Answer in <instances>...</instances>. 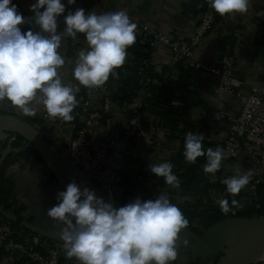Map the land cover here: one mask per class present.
Returning a JSON list of instances; mask_svg holds the SVG:
<instances>
[{
  "label": "clouds",
  "instance_id": "1",
  "mask_svg": "<svg viewBox=\"0 0 264 264\" xmlns=\"http://www.w3.org/2000/svg\"><path fill=\"white\" fill-rule=\"evenodd\" d=\"M221 16L246 13L250 0H208ZM76 0H34L32 13L25 17L13 0H0V101L7 100L26 116H34V105L43 104L47 114L65 122L74 119L78 105V86L64 84L58 70L66 61L60 54L65 37L84 34L88 47L78 52L73 77L87 88L102 87L116 69L124 65L127 49L136 42L137 24L126 11L97 14L69 6ZM66 13V14H65ZM63 15L64 28L58 20ZM30 25L22 31V25ZM202 134L187 132L184 157L195 163L206 156L203 167L212 177L226 158L224 150L203 147ZM150 173L163 177L167 185L180 187L171 162L151 163ZM253 170L232 175L221 182L226 192L238 195L251 182ZM57 203L47 215L62 223L59 238L67 258L75 257L80 264H173L178 258L177 241L189 221L166 194L155 199L133 201L115 207L95 192L74 181L57 193ZM225 214L240 206L239 201L219 199ZM188 246L187 240L184 247Z\"/></svg>",
  "mask_w": 264,
  "mask_h": 264
},
{
  "label": "built area",
  "instance_id": "2",
  "mask_svg": "<svg viewBox=\"0 0 264 264\" xmlns=\"http://www.w3.org/2000/svg\"><path fill=\"white\" fill-rule=\"evenodd\" d=\"M83 1L99 8L101 14L111 12L106 0ZM263 15L264 12L260 18ZM220 16L209 4L196 14L189 12L187 30L177 34L158 33L150 31L143 24H137L136 38L151 51V63L158 70L163 68V64L172 67L170 73H162L164 80L177 79L179 71L173 68L177 63L196 69L199 90L203 73L208 72L214 77L210 94L213 101L211 104L205 102L212 105L214 111L211 124L203 130L208 143L204 149L215 150L217 145L224 150L226 158L222 165L227 171V177L233 175L232 171L239 168L241 162H248L253 176L249 185L241 191L254 196L259 185L264 183V67L259 66V56H256L252 63V67L257 68L256 72L250 77L243 75L236 61L235 46H231L226 38L235 34L238 40L245 35L247 27L234 28L230 34L223 31L220 33L216 30L221 23ZM257 20L250 17L243 25ZM262 27L257 33L254 47L257 54L264 51V42L260 40L264 34ZM210 33L219 35L218 39L224 42L226 51L220 61L206 64L195 57V51ZM75 43L72 53L76 56L79 42L76 40ZM161 49L167 51L166 55L161 53ZM132 61L133 55L128 53L124 64ZM79 87L85 94L75 108H78L77 123L51 117L43 106L40 120L31 125L46 139L80 186L81 182L84 184V178L87 182L98 183L101 191L115 206L118 198L114 197L128 189L123 173H139L141 161H146L141 156L144 149L155 152L158 163L168 162L178 152L180 137L185 134H182V130L172 133L160 125L159 121H155V115L146 108L145 90L139 91L132 102L121 105L112 97L106 83L98 88ZM198 96L193 93L187 103L181 104L180 121L185 116L183 107L201 99ZM7 105V100L0 101V115H13L24 120L26 115L18 107L9 109ZM179 127L182 129V123ZM19 136L17 133L5 132L0 138V154L12 152L13 148H17L19 153L34 151L33 143L22 136L18 139ZM17 140L20 141L19 145L13 147L12 143ZM131 153L139 156L141 161H132ZM147 164L150 166L149 162ZM138 177L143 175L139 174ZM55 184L64 190L56 179ZM159 191L154 197L145 195L144 198H157L166 194L178 202L192 199L191 196H183L167 188H160ZM197 215L201 220L202 214ZM17 218L12 208L0 209V252L14 264H80L75 257L67 258L60 238L46 236L27 223H20Z\"/></svg>",
  "mask_w": 264,
  "mask_h": 264
},
{
  "label": "crops",
  "instance_id": "3",
  "mask_svg": "<svg viewBox=\"0 0 264 264\" xmlns=\"http://www.w3.org/2000/svg\"><path fill=\"white\" fill-rule=\"evenodd\" d=\"M189 1L190 0H106L111 12L120 10L126 11L130 19L136 24H143L147 26L150 31L171 34H177L179 31L188 29L190 11L184 8V4ZM13 2L18 6V10L23 13L25 17H30L32 15L29 11V6L34 0H13ZM63 2L66 4V0H63ZM69 7L73 11L76 8H83L88 12L101 14L99 8L83 0H76V4ZM263 9L264 0H250V5L246 13H235L231 16L226 14L224 19H220L221 23L217 25L218 27L216 29L220 33L223 31L230 34L234 28L239 27V29H242L247 27L244 30L245 35L239 38L235 45L236 61L239 63L240 71L247 77H250V75L254 74L257 70L256 67H252V63L255 62L256 56H259V66L264 67V51L257 54L254 48L257 42V33L259 29H262V26H264V15L260 18V15L264 12H262ZM258 15L259 19L257 20ZM250 17H255L257 21L248 22L246 25H243ZM58 24V30L62 31L64 28L63 15L59 18ZM29 27L31 26L27 24L21 26L22 31H27ZM218 37L219 35L217 33L208 34L202 44L196 49L195 57L206 64L218 62V47L221 43ZM75 39L79 42L77 47L78 52L88 47L84 34H77ZM75 39L72 37H65L62 40L59 52L65 58L66 63L58 70V73L64 84L79 87L78 81L73 77V68L75 67L78 54L76 56L71 54L72 47L75 48L76 45ZM160 51L163 55H166V50L161 49ZM163 65L165 66L167 64ZM213 81L214 77L209 75L208 72H205L199 84L200 93L198 97L201 98L203 102L208 101L209 104L213 101L210 95L213 90ZM209 104L208 106L212 107V105ZM34 106L36 108V114L29 117L40 119L43 113V104ZM7 107L11 109L16 106L8 101ZM183 108L185 116L183 121L179 122L180 124L182 123V134L186 135L187 132H192L193 134L205 135L203 130H206L209 126L204 122V118L207 116L204 107L189 102V104ZM214 148L216 149V147ZM22 152L18 162L11 166L8 171V178L14 184L16 200L20 206L22 205L24 207L21 211V219L19 221L20 223H27L31 228L46 236L59 238V231L63 227V224L50 218L47 212L57 203V193L62 190L55 184V178H52L47 173L44 162L36 159L33 151ZM12 153L17 156L19 151L17 148H13ZM141 156L143 160H146L149 164H158L155 152L149 149H144ZM248 169H250L249 163L246 161L241 162L240 167L237 169L235 168L232 174H244ZM84 180V184L81 182L82 189L87 187L94 191L97 197L103 198L105 202L111 201L110 198L106 197L101 191L98 183L87 182L86 178H84ZM211 196L215 201L221 199L220 193L216 190L212 191ZM114 198H118L115 207H121V195H116ZM147 199L155 198H144V200ZM261 217L262 216H253L251 218H226L211 227L201 226L199 232H193L188 228L183 229L177 241L178 258L173 264H197L199 259H201V261L205 259V263L211 261L209 264H213L218 261L219 247L224 245L228 247V249L233 247L239 239L250 233L251 229L259 226ZM185 240L188 242L187 247H184ZM0 264L14 263L0 252ZM17 264L29 263L20 262ZM251 264H264V252Z\"/></svg>",
  "mask_w": 264,
  "mask_h": 264
},
{
  "label": "trees",
  "instance_id": "4",
  "mask_svg": "<svg viewBox=\"0 0 264 264\" xmlns=\"http://www.w3.org/2000/svg\"><path fill=\"white\" fill-rule=\"evenodd\" d=\"M208 0H190L184 4V8L196 14L208 7ZM199 7V9H198ZM219 19H224L220 16ZM227 41L231 46L236 45L235 34L228 36ZM260 40L264 42V34L260 36ZM127 52L133 55V61L130 64H124L116 69V77H109L106 82L112 97L119 104H127L134 100L139 91L145 90L147 97L145 104L148 111L155 115V121H159L169 131L177 132L180 129L179 122L181 114L180 106L187 103L189 97L195 93L199 95L198 88V72L194 68L184 67L181 63H177L173 68H177L179 73L177 79L162 78V73L171 72L172 67L165 65L161 70L151 63V51L146 46L142 45L137 37L134 45L127 49ZM71 54L72 51H71ZM84 91L80 90L77 93V99L81 102L84 98ZM197 106L202 105L207 116L204 122L208 126L212 122L213 107L208 106L202 99L195 100ZM78 108L73 110L74 119L71 121L77 123ZM24 120L35 123L39 118H31L26 116ZM185 136L180 137L181 146L178 152L170 158L168 162L173 164V173L180 180V187L173 188L167 185L163 177H157L150 173L149 165L146 161H141L139 156L131 153L132 161H141V169L139 173L126 171L123 173V179L128 185V189L121 194L120 206H123L136 198L144 200V196L154 197L159 194L160 188H167L178 192L183 196H191L192 199L178 202L173 198H169L170 202L177 205L182 211L185 218L189 221L188 228L193 232H199L200 227H211L226 218H251L253 216L264 215V183L260 184L256 195H249L241 191L238 195L232 196L226 192V186L221 182L227 177V171L221 163L220 170L214 177L211 174H206L203 167L207 161L206 156L198 157L195 163H188L183 155ZM18 139H21L20 136ZM19 140L12 143L13 147H17ZM204 140L203 147L207 145ZM6 146V145H4ZM216 148L219 146H215ZM21 151L17 156L10 151L7 154H0V209L12 208L17 214V221L21 219V211L24 207L18 204L14 192V184L8 178V171L11 166L15 165ZM34 156L36 159L43 161L41 155L35 148ZM45 164V163H44ZM46 165V164H45ZM47 173L55 178L51 169L46 165ZM139 174L143 177H138ZM216 190L221 195V199H228L231 203L232 199L239 201L240 206L233 208L232 211L225 214L217 201L212 198V191ZM197 213L202 214V219H198ZM1 222V220H0ZM195 264V263H192Z\"/></svg>",
  "mask_w": 264,
  "mask_h": 264
},
{
  "label": "water",
  "instance_id": "5",
  "mask_svg": "<svg viewBox=\"0 0 264 264\" xmlns=\"http://www.w3.org/2000/svg\"><path fill=\"white\" fill-rule=\"evenodd\" d=\"M226 45L221 41L218 47V59H222ZM5 132L17 133L22 137L29 139L41 155L44 163L51 169L55 179L65 190L66 186L78 182L69 172L64 163L59 159L55 151L48 145L46 139L40 132L31 125L30 122L17 116L1 114L0 115V138ZM79 185V184H78ZM80 186V185H79ZM81 187V186H80ZM82 189V188H81ZM264 215L258 227L250 231L254 237L249 239L235 253L229 254L226 258L214 262L213 264H251L264 252Z\"/></svg>",
  "mask_w": 264,
  "mask_h": 264
},
{
  "label": "rangeland",
  "instance_id": "6",
  "mask_svg": "<svg viewBox=\"0 0 264 264\" xmlns=\"http://www.w3.org/2000/svg\"><path fill=\"white\" fill-rule=\"evenodd\" d=\"M264 223V222H263ZM255 229V228H253ZM253 229H251L250 231H253ZM254 234L253 233H248L246 234L245 237H242L241 239H239L234 245L233 247H230L228 249V247L221 246L218 248V259L220 260L221 258H226L229 254L235 253V251H237L238 249H240L249 239L253 238ZM236 246V247H235ZM235 248V249H234ZM199 262H197V264H204L205 263V259L201 261V259L198 260ZM204 261V262H203ZM208 263L205 264H209L211 263V261H207Z\"/></svg>",
  "mask_w": 264,
  "mask_h": 264
},
{
  "label": "bare ground",
  "instance_id": "7",
  "mask_svg": "<svg viewBox=\"0 0 264 264\" xmlns=\"http://www.w3.org/2000/svg\"><path fill=\"white\" fill-rule=\"evenodd\" d=\"M236 252V251H235Z\"/></svg>",
  "mask_w": 264,
  "mask_h": 264
}]
</instances>
